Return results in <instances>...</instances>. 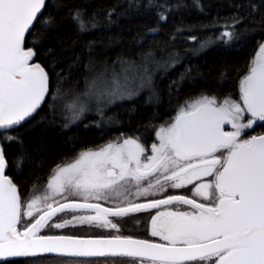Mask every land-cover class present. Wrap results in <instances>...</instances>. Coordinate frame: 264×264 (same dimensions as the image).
<instances>
[{"label": "snow or ice", "instance_id": "snow-or-ice-1", "mask_svg": "<svg viewBox=\"0 0 264 264\" xmlns=\"http://www.w3.org/2000/svg\"><path fill=\"white\" fill-rule=\"evenodd\" d=\"M45 4L46 0H0V130L7 131L32 117L49 94L47 73L40 64L30 63L36 53L24 46L25 35ZM74 19L81 29L85 27L79 13ZM224 38L238 37L225 31L221 35ZM240 87V102L225 99L217 106L214 97H202L188 109L181 108L173 123L159 128L160 143L151 146L153 154L144 161L141 156L146 149L129 138L122 144L110 143L99 151L81 153L74 163L58 167L48 185L54 194L72 187L100 199L104 192L115 191L122 181L139 184L149 176L161 174L156 175V185L161 180L172 181L171 187L181 188L215 174L213 182L196 186V194L214 200V204H201L184 196L116 208L78 201L56 207L47 204L39 219L20 231L17 225L23 205L16 185L4 175L7 160L0 147V258L56 254L139 258L136 264H145V260L150 264H264V134L242 138L244 130L258 121L264 122V44L260 45ZM68 107L77 108L76 104ZM79 111H83V106ZM245 113L250 116L241 122ZM226 123L234 130L225 131ZM3 138L15 139L8 135ZM217 152L221 155H215ZM152 187L149 184L138 190L137 195L147 196ZM213 188L215 192L209 191ZM40 200L36 196L26 205L27 216L33 215ZM173 202L192 205L197 211H165L152 217L151 235L161 236L166 244L120 235L107 238L36 235L52 216L66 209H93L95 214L73 217L53 227L63 228L75 221L116 229L118 225L109 216L124 217Z\"/></svg>", "mask_w": 264, "mask_h": 264}, {"label": "trees", "instance_id": "trees-1", "mask_svg": "<svg viewBox=\"0 0 264 264\" xmlns=\"http://www.w3.org/2000/svg\"><path fill=\"white\" fill-rule=\"evenodd\" d=\"M77 13L83 29L74 19ZM225 31L238 38L221 39ZM261 44L264 0H47L24 46L46 71L49 94L32 117L0 131L7 174L26 192L114 135L153 142L162 124L189 102L237 96ZM147 56L173 65L158 69L154 84L138 96L114 105L110 122L105 115L71 123L68 106L88 95L94 72Z\"/></svg>", "mask_w": 264, "mask_h": 264}, {"label": "flooded vegetation", "instance_id": "flooded-vegetation-1", "mask_svg": "<svg viewBox=\"0 0 264 264\" xmlns=\"http://www.w3.org/2000/svg\"><path fill=\"white\" fill-rule=\"evenodd\" d=\"M31 63H34L32 60ZM242 96L241 90L237 94L238 102L241 101L239 96ZM178 115V114H177ZM176 115V116H177ZM250 114L246 113L244 115V121H247ZM175 119V118H174ZM173 118L168 120V122L173 121ZM167 122V121H166ZM165 122L162 124L163 127L166 126ZM159 126L157 127V129ZM232 125L225 129V131H233ZM264 134V122H257L253 125L252 128L244 130L242 133V138L247 139L254 135ZM140 143L145 149V154L141 156V160L144 161L145 157L151 156L153 153L151 151V146L153 144H159V137L156 135L154 137V141L151 143ZM223 151V150H221ZM215 155H221V152L215 153ZM226 156V153H225ZM195 162V161H193ZM217 169H220V165H217ZM55 173H51L47 175L43 181L33 184L26 192H22L19 188L18 184L13 182V178L9 175L12 182L16 185L18 194L21 199V204L23 207L21 208V220L17 225V229L22 231L24 228L29 227L32 223H34L40 215L46 210L43 208V205L52 204L53 200H57V203H54L52 206L56 207L58 204H63L71 201H78V202H87L90 204H101L103 207L106 208H116V207H126L128 204H143L147 203L149 200H161L166 199L168 196H184L189 199H194L198 203L201 204H214L215 201L212 199L205 198L203 196H199L196 194V186L205 182H213L214 175L212 176H203L199 180H194L191 184H186L184 187L181 188H173L171 187L172 181H163L161 180L160 185L155 184L156 174L154 176H149L147 179L142 180L139 184L135 181H122L120 186L117 187L115 191L108 190L101 194L100 199H96V196L89 195L87 193H83L77 191L75 189V194L72 197H65V198H57L56 196L60 194L53 193L52 189L48 187L49 183L51 182L52 177ZM149 184H152L153 187L149 189V194L145 195H137L138 190L148 187ZM159 187H164V190H159ZM69 188V187H68ZM209 191L215 192L216 190L210 189ZM119 193L117 195L116 193ZM39 196L41 200L33 209V215L27 216L25 213L27 212L26 205L31 202V200ZM46 197V199H45ZM106 197V198H105ZM42 206H38V205ZM36 208L39 211H36ZM68 210H75L77 213L87 212L89 215H94L93 209H66L64 212ZM188 212L192 213L197 211L192 205L183 204L180 202H173L172 204L168 205H160L158 208H149L143 209L139 212L129 213L124 217H114L109 216L108 219L111 220L113 223H116L118 227L116 229L108 228V227H101L98 225H89V224H73L76 226L75 231H67V232H53L48 231L46 229L47 225L53 221V219L64 212H58L55 216H52L46 223V225L40 228L36 235L37 236H51V235H71L76 237H96V238H107L110 236L120 235L125 237H132L134 239L139 240H149L153 243L159 244H166L167 241H164L161 236H152L151 235V220L152 217L156 216L159 212ZM81 228L83 229H80ZM23 258V257H22ZM27 259L32 260V264H40V262L44 260H58L59 264H96L102 263L104 260H108L110 262H115L121 264V261H129V260H138L139 258H131V257H62L56 254H45L39 255L36 257H25ZM146 262H149L145 260ZM204 264L205 262H200ZM186 264H196V262H186Z\"/></svg>", "mask_w": 264, "mask_h": 264}, {"label": "rangeland", "instance_id": "rangeland-1", "mask_svg": "<svg viewBox=\"0 0 264 264\" xmlns=\"http://www.w3.org/2000/svg\"><path fill=\"white\" fill-rule=\"evenodd\" d=\"M164 61H162L159 58H155L153 56H147L140 62H129L121 64L115 68H110L108 70H105L103 72H94L93 77L94 81L91 86L87 85L88 95L82 96V97H76L75 104L77 106L76 109H69V119L71 123L78 122L81 118L84 117H93V116H99L104 117L106 115L105 119L108 116V122H110L112 118V108L114 105H116L118 102L122 100H127L134 98L138 96L141 92L148 89L149 86H152L154 84L156 74L158 73V69L161 67H166ZM173 64H170L168 67L172 66ZM154 67V68H152ZM241 99V95L239 96ZM238 97H231L228 99L235 100L238 102ZM201 98H197L191 102H189L185 109H188L190 105L195 103L197 100ZM222 101H216L217 106H219ZM73 103V104H74ZM72 105V103H71ZM80 106H83V111H79ZM73 112H76V115H73ZM246 114V113H245ZM244 114V115H245ZM176 118V116L174 117ZM173 118V119H174ZM173 121L165 122L166 126L168 127ZM246 122V121H241ZM164 124V125H165ZM233 129V128H232ZM134 139L137 140L134 137L129 136H121V137H111L108 142L101 146H97L94 148H89L86 150H83L79 153V155L72 161L63 164L59 167H65L71 163H74L80 156L81 153L92 150V151H99L101 148L107 146L108 144H122L125 139ZM137 142H139L137 140ZM58 168L53 172L56 173ZM164 187H159L160 190ZM75 194V189L72 187L66 188L64 192H61L56 197L57 198H65V197H72ZM57 200H53L52 205L54 203H57ZM42 206V205H38ZM43 208H46V205H43ZM81 216H90L87 214V212H81L77 213L75 210H68L62 214L57 215L51 223H49L46 227L48 231L53 232H67V231H75L76 226H73L75 224V221L73 223L68 224L67 226L63 228H55L52 225L56 223H63L64 221L73 220V217H81ZM80 229L81 228L80 226ZM137 260H129V261H121V264H136ZM40 264H59L58 260L50 261V260H44L40 262ZM96 264H119L118 262H110L108 260H104L102 263H96ZM145 264H150V262H146ZM201 264V263H200ZM205 264V263H204Z\"/></svg>", "mask_w": 264, "mask_h": 264}, {"label": "water", "instance_id": "water-1", "mask_svg": "<svg viewBox=\"0 0 264 264\" xmlns=\"http://www.w3.org/2000/svg\"><path fill=\"white\" fill-rule=\"evenodd\" d=\"M46 2H47V0H46ZM46 5V4H45ZM45 8V7H44ZM44 10V9H43ZM43 10H42V12H43ZM41 15V14H40ZM39 15V16H40ZM39 16H38V18H39ZM37 18V19H38ZM35 24V23H34ZM32 29V28H31ZM30 29V30H31ZM28 33H26V35H27ZM26 35H25V38H26ZM34 58V57H33ZM33 60V59H32ZM31 62V61H30ZM46 72V71H45ZM249 74V73H248ZM247 74V75H248ZM27 120V119H26ZM23 123V122H22ZM231 126V124H225L224 125V130L226 129V128H228V127H230ZM13 127H16V126H13ZM12 127V128H13ZM0 131H2V130H0ZM4 175H6L7 177H9V175L7 174V172H6V169H5V172H4ZM10 178V177H9ZM68 203V202H67ZM81 203H84V202H81ZM64 204V203H63ZM39 219V218H38ZM35 223V222H34ZM30 227V226H29ZM51 236H71V235H51ZM71 237H76V236H71ZM83 238H96V237H83ZM179 246V245H178ZM12 258H18V257H6V258H0V262H2V261H4V260H7V259H12Z\"/></svg>", "mask_w": 264, "mask_h": 264}]
</instances>
